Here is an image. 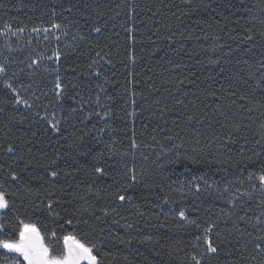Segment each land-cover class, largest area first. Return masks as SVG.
Here are the masks:
<instances>
[{"label":"trees","instance_id":"trees-1","mask_svg":"<svg viewBox=\"0 0 264 264\" xmlns=\"http://www.w3.org/2000/svg\"><path fill=\"white\" fill-rule=\"evenodd\" d=\"M0 67V238L19 218L100 264H264V0H0Z\"/></svg>","mask_w":264,"mask_h":264},{"label":"snow or ice","instance_id":"snow-or-ice-1","mask_svg":"<svg viewBox=\"0 0 264 264\" xmlns=\"http://www.w3.org/2000/svg\"><path fill=\"white\" fill-rule=\"evenodd\" d=\"M54 27L58 28L59 25H54ZM95 31L99 32L100 29L97 28ZM3 71L4 69L0 67V72ZM8 87H11V85H8ZM56 88H61V84L58 79L56 81ZM59 95L60 93L58 92L57 96L59 97ZM19 103H24L25 105L31 107V105H28L26 100L21 101L18 99L17 104ZM49 124L51 125L53 131H60L58 121L50 120ZM261 127L264 128V125ZM133 147H135V143H133ZM7 151L10 153L13 152V148L9 147ZM53 163H55V161H53ZM94 171L99 174H104V169L101 167H96ZM49 175L55 178L58 173L53 170L49 172ZM131 178L133 181L136 179L135 175H133ZM249 178L251 179V174ZM11 179L17 180V175L15 173H11ZM257 179L261 182V184H264V174L259 175ZM2 187L3 186L0 185V189H2ZM197 190H199L198 185ZM89 191H91V189H89ZM116 199L123 202L125 201L126 197L124 194H119L116 196ZM127 199L131 201V197H127ZM47 208L49 210V214L55 211L52 202L47 204ZM112 210L115 211L114 208ZM10 211H13V206L10 200L7 198V193L3 190H0V212H3L5 215H7V212ZM108 214L109 212L105 210V215ZM262 215H264V213H262ZM179 216L182 219H187L183 210L179 212ZM65 222L68 225L73 224L72 219H67ZM188 223H193V221L189 220ZM18 225L19 226L18 229H16L15 237L0 238V249L5 250L7 253L15 254V257L12 258L10 264H100L98 256L94 252L96 245L91 241L79 238L77 235L72 233L62 236H58L55 231L42 234L35 223L26 222L25 220L19 218ZM130 226L131 225H129V227ZM210 230V228L205 229V232L207 233ZM45 235L49 236L50 242L62 241L63 250L60 254H50L51 243L46 244L44 242ZM204 242L207 245V253L217 252V248L213 245L207 235L204 237ZM255 250L257 253L264 254V246L259 243L255 245ZM197 264H199V261H197Z\"/></svg>","mask_w":264,"mask_h":264},{"label":"rangeland","instance_id":"rangeland-1","mask_svg":"<svg viewBox=\"0 0 264 264\" xmlns=\"http://www.w3.org/2000/svg\"><path fill=\"white\" fill-rule=\"evenodd\" d=\"M0 74H1V72H0ZM10 254H12L14 257H15V254H13V253H10ZM22 259V258H21ZM7 264H10V262L9 263H7Z\"/></svg>","mask_w":264,"mask_h":264},{"label":"water","instance_id":"water-1","mask_svg":"<svg viewBox=\"0 0 264 264\" xmlns=\"http://www.w3.org/2000/svg\"><path fill=\"white\" fill-rule=\"evenodd\" d=\"M0 213H3V212H0Z\"/></svg>","mask_w":264,"mask_h":264}]
</instances>
